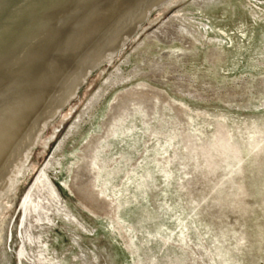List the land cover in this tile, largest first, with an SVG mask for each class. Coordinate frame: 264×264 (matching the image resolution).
<instances>
[{
	"label": "rangeland",
	"instance_id": "374dc122",
	"mask_svg": "<svg viewBox=\"0 0 264 264\" xmlns=\"http://www.w3.org/2000/svg\"><path fill=\"white\" fill-rule=\"evenodd\" d=\"M102 1L0 43V264H264V0Z\"/></svg>",
	"mask_w": 264,
	"mask_h": 264
},
{
	"label": "bare ground",
	"instance_id": "6f19581e",
	"mask_svg": "<svg viewBox=\"0 0 264 264\" xmlns=\"http://www.w3.org/2000/svg\"><path fill=\"white\" fill-rule=\"evenodd\" d=\"M52 1V0H51ZM50 1V2H51ZM102 1V0H101ZM103 1H105V0H103ZM102 1V2H103ZM110 1V0H109ZM114 1V0H113ZM118 1V0H117ZM121 0H119V2H120ZM49 2V3H50ZM102 2H98L94 7H92L91 9H90V11H88L85 15H83L75 24H73V26H71L67 31H66V33L63 35V37L61 38V42H60V44H59V46L57 47V49H62V53H64V56H65V53L67 54V58H70L71 56H76L77 57V55L82 51V49L85 47V46H87V44L92 40V39H94V40H98V39H96L97 38V36L100 34V33H102V30H105V29H103L102 28V26L100 27L97 23L96 24H94L93 26H91V28L89 29L88 28V30H84L85 32H83L82 34H81V32L78 34L77 32L80 30V29H82V27L83 26H85V25H88L89 23H90V21L92 20V17H94L95 16V14L98 12V11H100L99 9L100 8H102L103 6H106V4L104 5V3L103 4H101ZM132 2V1H131ZM48 3V4H49ZM105 3H107V2H105ZM116 3H118V2H116ZM115 3V4H116ZM130 3V1H123L121 4H122V7H121V9L123 10V9H126V11H124L123 10V13L124 12H129L130 10H129V7L130 6H132V5H130L129 4ZM158 3V2H157ZM107 4H112V2L111 3H107ZM131 4H133V5H135L134 4V2L133 3H131ZM47 5V4H46ZM45 5V6H46ZM151 5H152V3H151ZM44 6V7H45ZM114 6V5H113ZM118 6V5H117ZM116 6V7H117ZM141 6V5H140ZM146 6V5H145ZM43 7V8H44ZM105 7H103L102 9H104ZM107 8V7H106ZM108 8H110L109 6H108ZM117 8H120V7H117ZM116 8V9H117ZM42 9V8H41ZM40 9V10H41ZM120 9V10H121ZM133 9V8H132ZM39 10V11H40ZM144 10V9H143ZM38 11V12H39ZM116 11V10H115ZM118 11V10H117ZM147 11V10H146ZM37 13V12H36ZM35 13V14H36ZM115 13V12H114ZM120 13H121V11H120ZM141 13V12H140ZM34 14V15H35ZM116 14V13H115ZM33 15V16H34ZM100 16V15H99ZM115 16V15H114ZM120 16L122 17L123 16V14L121 15L120 14ZM32 17V16H31ZM30 17V18H31ZM119 17V16H118ZM29 18V19H30ZM99 18V17H98ZM103 18H104V16H103ZM102 18V19H103ZM143 18V17H142ZM28 19V20H29ZM102 19H100V20H102ZM105 19V18H104ZM113 19V18H112ZM114 19H115V17H114ZM95 20V19H94ZM99 20V21H100ZM141 20V19H140ZM27 21V20H26ZM25 21V22H26ZM105 21V20H104ZM108 21V20H107ZM137 20H135V22H136ZM24 22V23H25ZM103 21H101V23H102ZM132 22H134V21H132ZM131 22V23H132ZM88 23V24H87ZM108 23V22H107ZM106 23V24H107ZM23 24V23H22ZM21 24V25H22ZM20 25V26H21ZM100 25H102V24H100ZM128 25H130V24H128ZM19 26V27H20ZM133 25H131V27H132ZM136 26V25H135ZM86 27V26H85ZM104 27V26H103ZM128 27H130V26H128ZM18 28V27H17ZM16 28V29H17ZM133 28V27H132ZM15 29V30H16ZM87 29V28H86ZM126 29V28H125ZM127 29H129V28H127ZM14 30V31H15ZM13 32V31H12ZM11 32V33H12ZM105 32V31H104ZM103 32V33H104ZM122 32V31H121ZM125 32H127V31H125ZM10 33V34H11ZM124 33V32H123ZM123 33H121V35L123 34ZM9 34V35H10ZM8 36V35H7ZM6 36V37H7ZM5 37V38H6ZM101 37V36H100ZM119 37V36H118ZM117 37V39H121V38H118ZM123 37V36H122ZM4 38V39H5ZM116 39V41H118ZM3 40V39H2ZM1 40V41H2ZM93 40V41H94ZM92 41V42H93ZM92 42H91V44H92ZM95 42V41H94ZM119 42V41H118ZM91 44H90V48H91ZM94 44V43H93ZM97 44H98V42H97ZM96 44V45H97ZM101 44V43H100ZM115 44V43H114ZM122 43L120 42L119 44H117L118 45V47H119V45H121ZM99 45V44H98ZM93 46V45H92ZM122 46V45H121ZM120 46V47H121ZM96 47V46H95ZM114 47V46H113ZM117 47V48H118ZM119 47V48H120ZM89 48V47H88ZM85 50V49H84ZM83 50V51H84ZM110 50H112V49H109V51ZM61 51V50H60ZM112 51H114V50H112ZM115 51H116V48H115ZM105 52V51H104ZM59 53H61V52H59ZM83 53V52H82ZM90 53H92L91 51H90ZM59 55H61V54H59ZM63 55V54H62ZM80 55H83V54H81L80 53ZM105 56V55H104ZM79 57V56H78ZM62 59H66L65 57L64 58H62ZM71 59H72V57H71ZM70 59V60H71ZM78 59V58H77ZM76 59V60H77ZM101 59V58H100ZM74 60V59H73ZM95 60V59H94ZM99 61H101V60H99ZM6 62V58L5 59H3V60H0V66L1 65H3L4 63ZM91 62V61H90ZM101 63V62H100ZM74 64V63H73ZM92 66H94V65H92ZM72 67V66H71ZM70 67V68H71ZM70 70V69H69ZM47 72V71H46ZM83 72V71H82ZM55 73H57V72H55ZM82 75V74H81ZM82 77V76H81ZM39 78H40V76H39ZM47 78V77H46ZM83 78V77H82ZM37 79V78H36ZM79 79V78H78ZM54 80H57V79H54ZM63 80V79H62ZM34 81V80H33ZM37 81V80H36ZM48 82H51V80L49 81V80H47V82H46V84L48 83ZM80 82V81H79ZM43 83V82H42ZM45 83V82H44ZM53 83H55V82H53ZM76 84V83H75ZM79 84V83H78ZM49 85V84H48ZM32 86H34V85H32ZM26 87V86H25ZM31 87V86H30ZM35 87V86H34ZM41 87H43V86H40V88ZM46 87V86H45ZM74 87H76V86H74ZM27 88V87H26ZM35 88H37V87H35ZM34 88V89H35ZM45 89V88H44ZM75 89V88H74ZM19 90V89H18ZM56 90V89H55ZM37 91V90H36ZM39 91H41V90H39ZM1 90H0V94H1ZM15 92V91H14ZM42 92V91H41ZM71 93V92H70ZM73 93V92H72ZM40 94V93H39ZM52 94V93H51ZM7 96H8V94H7ZM21 96V95H20ZM19 96V97H20ZM32 96V95H31ZM43 96V95H42ZM41 96V97H42ZM28 97V96H27ZM40 97V96H39ZM40 97V98H41ZM5 98V97H4ZM39 98V99H40ZM43 98V97H42ZM64 98H65V96H64ZM14 99V98H13ZM18 99V98H17ZM28 99H29V97H28ZM33 99H36V96H35V98H33ZM67 99V98H66ZM1 100V99H0ZM25 100V99H24ZM45 100V99H44ZM4 101V100H3ZM3 101H1V102H3ZM9 101V100H8ZM28 101V100H27ZM41 101V100H40ZM64 101H66V100H64ZM25 103V102H24ZM46 104V103H45ZM45 104H44V106H45ZM1 105H2V103H1ZM33 106H34V104H33ZM36 107V106H35ZM43 107V106H42ZM32 108L33 107H31V105H24L23 106V108L21 109L22 111H21V113H18L16 116H14L15 118H11L12 116L10 115H7V119H9L8 120V123H7V125L4 123V124H1L0 125V156L3 154V152H5V150H6V148L8 147V145L9 144H11L10 142L12 141V138L14 137V133L15 132H17V130L19 131L21 128H22V126H24L25 124H24V122H25V120L27 119V117H28V114L31 112V110H32ZM38 109V108H37ZM58 110V109H57ZM57 110H56V112H57ZM36 112V111H35ZM39 113V112H38ZM5 114H7V113H5ZM55 114V113H54ZM32 115V114H31ZM34 115V114H33ZM4 118V117H3ZM2 119V118H1ZM45 120V119H44ZM30 123V122H29ZM40 123V122H39ZM24 124V125H23ZM28 125V124H27ZM27 128V127H26ZM23 129V128H22ZM38 131V130H37ZM19 134H21V133H19ZM16 136H17V134H15ZM36 137V136H35ZM17 139H19V138H17ZM34 139V138H33ZM29 140V139H28ZM32 140V139H31ZM17 141V140H16ZM30 141V140H29ZM12 145H14V144H12ZM10 146V145H9ZM11 147H13V146H11ZM11 149V148H10ZM7 151L9 152V149L7 148ZM7 152V153H8ZM10 153V152H9ZM6 155V154H5ZM16 157V156H15ZM1 165V164H0ZM18 170V169H17ZM23 206V205H22Z\"/></svg>",
	"mask_w": 264,
	"mask_h": 264
},
{
	"label": "water",
	"instance_id": "95a60500",
	"mask_svg": "<svg viewBox=\"0 0 264 264\" xmlns=\"http://www.w3.org/2000/svg\"><path fill=\"white\" fill-rule=\"evenodd\" d=\"M51 0H0V43Z\"/></svg>",
	"mask_w": 264,
	"mask_h": 264
}]
</instances>
